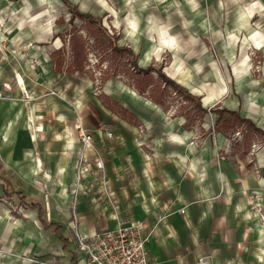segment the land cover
I'll use <instances>...</instances> for the list:
<instances>
[{
  "label": "crops",
  "instance_id": "crops-1",
  "mask_svg": "<svg viewBox=\"0 0 264 264\" xmlns=\"http://www.w3.org/2000/svg\"><path fill=\"white\" fill-rule=\"evenodd\" d=\"M129 1L121 17L109 9L112 28L122 32L118 44L130 47L142 68L160 64L207 111L181 96L184 103L155 102L117 80L105 86L106 104L79 72L55 70L65 24L52 20L56 0H0V84L11 87L0 99V195L35 212L75 263L85 256L74 208L86 236L144 222L154 264H264L256 211L259 205L264 214V159L242 154L231 138L246 125L222 127L215 111H236L264 130V0ZM259 64L258 73L251 67ZM79 124L93 135L91 149L83 150ZM83 155V166H91L79 181ZM96 158L104 160L103 173ZM103 175L113 206L99 194ZM16 182L32 184L34 195L48 191L54 221Z\"/></svg>",
  "mask_w": 264,
  "mask_h": 264
},
{
  "label": "rangeland",
  "instance_id": "rangeland-1",
  "mask_svg": "<svg viewBox=\"0 0 264 264\" xmlns=\"http://www.w3.org/2000/svg\"><path fill=\"white\" fill-rule=\"evenodd\" d=\"M69 1L74 5H77L79 11H82L83 13H91L95 18L101 19L103 25L107 28L108 33L117 36V43H119L122 32L112 28V16L110 15L109 9L112 7L118 11L119 17L123 16L124 7L127 5L125 2L126 0ZM131 1L132 0L129 2ZM143 1L149 5L151 4V0ZM52 10V20L55 21L57 19L58 21L60 20V22L63 21L65 23L64 25H60V28L63 29V33H66L64 38L66 39V57H68V60H71L69 34L76 31L79 35L83 36L86 41L88 63H86L85 72H79V74L92 88L94 96L99 97L102 101H107L106 98L110 97L108 95L107 97L105 96L104 89L110 80H117L131 86L132 88H136V90L140 92L136 87V78L134 77L136 71L134 70V65L128 55L119 54L111 49L98 46L94 38L90 35V28L86 21L77 16H73L64 1L56 0V2L52 4ZM59 44L62 46L61 39L59 40ZM118 45L121 46L120 44ZM155 65L160 67V64L155 63ZM251 68L258 73L262 69L260 64L257 67L254 66ZM152 75L154 76L152 84L145 86L146 91L144 95L147 98L152 99V93H150L151 89L159 86L160 91L166 89L168 91L166 94L160 95V92L158 93L155 88L152 95L153 97H162L164 102L184 103V99L177 96L171 87H168L162 82L157 72H152ZM241 134L242 135L240 136H233L231 139H233V142L239 143L240 148L238 149L242 151V154L248 156V158L254 163H257V159L259 158L264 159V135L255 132L247 125L246 128L242 129ZM16 186L24 189L27 199L30 202L41 199V202L44 204V212L47 221H54L55 218L51 213L53 210L52 205L51 207L45 205L48 191L37 190V195H34V193H32V184L29 182H16ZM56 193H60V191H57ZM39 194H42L43 196L41 197ZM57 200L58 199L53 203L60 201ZM74 201L76 202V198ZM48 203H50V201H48ZM0 218L2 219L0 222V257L4 256V263L79 264V257L76 258L75 263L69 253L63 252L52 231H44L37 222L36 213L22 208L16 197H11L5 193L0 195ZM57 220L64 224L61 219Z\"/></svg>",
  "mask_w": 264,
  "mask_h": 264
},
{
  "label": "trees",
  "instance_id": "trees-1",
  "mask_svg": "<svg viewBox=\"0 0 264 264\" xmlns=\"http://www.w3.org/2000/svg\"><path fill=\"white\" fill-rule=\"evenodd\" d=\"M68 6L70 12L73 16H77L86 21L87 25L90 28V35L94 38L96 44L98 46H103L104 48L111 49L112 51L119 53V54H126L130 57L133 65L134 70L136 71L134 77L136 78V87L140 91L141 94L145 93V86L152 84L154 80V76L152 72H157L159 78L165 83L168 87H171L174 92H176L179 96L183 97L185 100L190 102L191 105L196 107L198 111L203 115L207 110L203 108L201 99L192 93H190L186 88L175 82L173 79L168 77L162 70L161 67H157L155 64H151L146 68H142L138 65L136 56L130 47L126 46H119L117 41L118 37L110 35L108 33L107 28L103 25L101 19L95 18L91 13H83L79 11L77 5H74L69 0H62ZM60 22V20L58 21ZM60 23H64L63 21ZM66 33L61 34V38L63 39L64 45L57 50L53 54L55 70L58 72L66 71L69 74H73L76 72H85L86 63H88V56L86 52V41L83 36L79 35L76 31L72 32L70 35V51H71V60H68L64 56V51L66 50V39L64 38ZM154 87V86H153ZM156 91L160 95L166 94L168 91L167 89L164 91L159 90V86H156ZM155 88H152L150 93H154ZM152 97L155 102L162 103V97ZM106 104H110L112 102L108 97L107 101L104 100ZM219 114L218 118V125H222V127H234L237 124H245L250 129L254 130L255 132L264 135V130L259 129L255 123L247 118H243L240 114L236 111H230L227 109H216L215 110ZM23 201L24 197L21 196ZM27 205V204H26ZM31 207H37L36 205H32ZM52 226V225H50ZM57 235L60 240L63 241L64 246L67 248L69 245V240L65 238L59 227H56ZM73 261L75 262V256H73Z\"/></svg>",
  "mask_w": 264,
  "mask_h": 264
},
{
  "label": "built area",
  "instance_id": "built-area-1",
  "mask_svg": "<svg viewBox=\"0 0 264 264\" xmlns=\"http://www.w3.org/2000/svg\"><path fill=\"white\" fill-rule=\"evenodd\" d=\"M2 41H0L1 43ZM2 51V48L0 47ZM11 89L9 84H0V99L7 98L6 91ZM26 97H29L26 95ZM140 132L144 133V129L140 128ZM78 137L82 143L83 150L93 147L94 139L89 130L81 124L77 126ZM110 136L112 133H108ZM191 145H195L196 141L192 140ZM87 162V157L83 158L76 164L77 178L82 180V175L85 170L90 168ZM98 171L103 173L105 163L103 159L96 158L94 160ZM102 186L99 189V194L105 198L111 206L114 203V197L110 192L105 175L101 179ZM77 192V190H76ZM75 192V194H76ZM78 194V193H77ZM76 194V195H77ZM257 212L260 215L262 224L264 225V214L262 207L257 205ZM116 205L114 206V209ZM183 212V210H181ZM74 233L77 241L78 251L85 256L83 264H154L148 256L146 243L148 235H146L145 224L142 221H132L126 224H120L116 229L104 230L90 236L82 234L78 229L79 216L73 210Z\"/></svg>",
  "mask_w": 264,
  "mask_h": 264
},
{
  "label": "bare ground",
  "instance_id": "bare-ground-1",
  "mask_svg": "<svg viewBox=\"0 0 264 264\" xmlns=\"http://www.w3.org/2000/svg\"><path fill=\"white\" fill-rule=\"evenodd\" d=\"M130 21V20H129ZM117 23V22H116ZM132 27V26H131ZM130 30V29H129Z\"/></svg>",
  "mask_w": 264,
  "mask_h": 264
}]
</instances>
